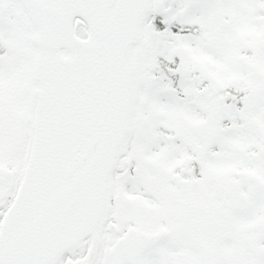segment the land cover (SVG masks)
Returning a JSON list of instances; mask_svg holds the SVG:
<instances>
[{"label": "snow or ice", "instance_id": "6c2138e0", "mask_svg": "<svg viewBox=\"0 0 264 264\" xmlns=\"http://www.w3.org/2000/svg\"><path fill=\"white\" fill-rule=\"evenodd\" d=\"M0 264H264V0H0Z\"/></svg>", "mask_w": 264, "mask_h": 264}]
</instances>
